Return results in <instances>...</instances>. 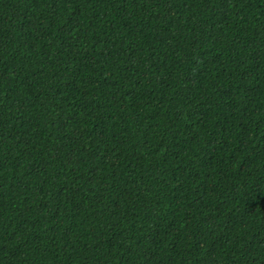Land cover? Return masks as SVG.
<instances>
[{"label": "trees", "instance_id": "16d2710c", "mask_svg": "<svg viewBox=\"0 0 264 264\" xmlns=\"http://www.w3.org/2000/svg\"><path fill=\"white\" fill-rule=\"evenodd\" d=\"M0 264H264V0H0Z\"/></svg>", "mask_w": 264, "mask_h": 264}]
</instances>
